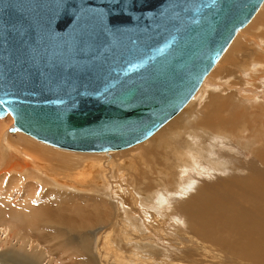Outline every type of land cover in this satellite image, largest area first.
Instances as JSON below:
<instances>
[{
  "label": "water",
  "instance_id": "obj_1",
  "mask_svg": "<svg viewBox=\"0 0 264 264\" xmlns=\"http://www.w3.org/2000/svg\"><path fill=\"white\" fill-rule=\"evenodd\" d=\"M263 3L0 0V119L73 151L143 142L195 97Z\"/></svg>",
  "mask_w": 264,
  "mask_h": 264
},
{
  "label": "bare ground",
  "instance_id": "obj_2",
  "mask_svg": "<svg viewBox=\"0 0 264 264\" xmlns=\"http://www.w3.org/2000/svg\"><path fill=\"white\" fill-rule=\"evenodd\" d=\"M251 22V24L249 23L250 25L248 24L249 26H246L247 28L244 27L238 32L237 36L230 44L226 52L214 66L215 68L212 69L213 71L210 72L207 80H214V82L219 78L221 80H225V76L229 82L233 80V78L231 80L230 77L238 72H233L232 70H230V72L226 70H228L232 59H235L234 57L236 55L238 56L240 53V50L243 46L242 42H245L244 39L248 35H251L255 39V49L257 48L264 51V44L261 43L264 42V34L260 35L255 33V29L258 26H264V3ZM258 29L260 30V28ZM248 41L250 43V39ZM256 62L260 63L258 64V70L254 68L250 62L248 65L243 64L242 66L246 68L243 74L247 75L246 77L248 78H243V76H238V74H236L238 77L235 76L236 78L234 81H232L231 87L233 85H238L239 83L237 81H240V83L250 87L251 91L260 90L262 88L261 81L264 80V74L261 72L260 75L259 71H264V57L263 60L259 59L256 60ZM238 66L239 65H237V67ZM203 84L204 82L195 94V97L191 99L187 105L178 114L171 118V120H169L164 126H166V128H172L175 127L174 125L189 120V118L196 113L200 104L203 102L207 96V93L209 92V98L207 99L208 103L204 109L206 114H201V116L204 117L198 118L194 124L193 131H195V136L193 139L187 138L188 142L185 140L186 142L183 145L188 146L193 144V151L196 152H198V149H201L195 162L196 165H199L201 169L206 170V173H203L206 175H210V173L219 169H223L222 171L228 174V167H226L227 165L225 166L222 160L227 161L230 157H232L230 153L231 145L233 146L236 144L245 148H250L254 157V161L247 169L245 168L242 170L245 171V173H229L227 178L226 176H221L220 174L219 176L213 175L207 180L204 178L200 182L195 181L196 183H192L191 180L192 185L190 184L186 188L183 184L180 186V184L177 185L176 181L171 180L167 185L166 191H163L164 189L162 190L161 188V191L165 193V196L161 195V191L153 193V189L157 188H151L150 186L145 187L147 191L150 192L149 196H140V193L137 192L142 190L143 185L139 184L133 179V173L138 172L135 173L137 176L144 177L146 173H142V165H139L142 162L146 164L145 169H149L154 163L160 164L161 155L155 152L157 148L155 143L157 140L156 138L159 135L164 134L166 129H163L164 131L162 130L157 137H153L150 140L148 139L160 131L164 126L157 130L148 139H146L148 140L147 143L139 148L136 147V149L127 151L129 152L128 154L122 150L129 149L140 143H144L146 140L131 147L116 150L122 152H119L120 154L115 153L116 155L113 158L117 159V157H120V160L122 158H128V161L125 164L123 161L118 163V161L115 160L117 163H114L113 165L110 163V165L112 166L114 173H116L115 175L127 183V186L120 190L132 195L131 201L136 205L143 206L147 209L149 207L148 203L152 202L155 199V196L160 195L161 198L169 197L166 208L168 211H170L172 216H169L168 218L188 226V231L183 232V234L181 233L182 237L187 234L185 238L187 239V242H189V245L184 246L183 250L188 249V253L190 254L199 252L201 256V259L198 261L197 258H192V255H190L189 260L191 261H189L188 264H264V128L262 132L259 131V129H256L254 126L257 125V123L253 121L254 118L257 119L259 117L257 122H261L264 125V116H258L254 114L253 116L251 115L253 117L251 121H246V118L242 117V113L247 111L246 108L244 109L238 104L237 107L239 109H236V106L232 105L233 101L231 100L234 99L233 97H230L231 100L222 98V101H219L221 97L216 98V96H213V93L217 92L216 90L218 88L212 93L211 91H208L209 87L207 84ZM209 89L211 90V88ZM247 92L252 93L250 91ZM258 100L260 101V99ZM241 103L243 102L241 101L240 104ZM260 108L264 111L263 104H261ZM170 121L171 123L167 125ZM9 125L10 121L0 119V224H2L5 229H9L14 240L17 239L19 242H23L24 244H28L29 242H37V240H33L32 237L34 236L32 232L30 233L32 234V236H30L31 241L28 239V232L31 231V226L29 225H32L33 223H36L35 226L41 229H45L43 226L52 227L53 225H59L65 231H71L78 234L82 233L85 237L89 238L90 236H93V231L90 229L104 225L113 219L114 215L112 211L114 208L111 207L105 198L115 194L118 195L119 193H114L113 185L107 183V174L104 172L105 166L102 164L103 160L101 161L100 158L96 157L95 155L93 158L91 155L92 159L87 161L88 163L86 166L81 168L77 167L75 169V162L70 160L65 162L59 161L67 158L70 155L67 153H56L55 151H49L48 148L44 147V151L39 152L40 150H37L39 145L37 144L42 143V141L40 142L38 139L37 141L36 138L26 133V135H23L24 132L20 131L22 134L19 133L20 135L17 137V140H14L13 136L6 134ZM247 126L252 128L251 135H248V133L247 135H244L245 127ZM260 126L259 128L261 129L262 127ZM190 132L191 131H189V133ZM44 143L45 142L42 144ZM255 146L257 147L254 148ZM196 147H198V149ZM216 148H219L222 151L219 152L216 150ZM113 151L114 150L107 152ZM187 151L189 152V150ZM76 152L94 153L93 151ZM43 153L50 159L44 157ZM216 153H219V158L215 156ZM50 155L54 156L55 158H51ZM73 158L74 156L71 155L69 159ZM52 159L55 160L54 162L58 163H55L58 165V170L56 173H58L59 176H62L61 178H58L64 180L65 184L61 186L55 184V190L43 192V194H41L43 196L45 194V197H41L40 189L38 188L41 187L40 184H45L47 182L45 176L49 177V179L51 178L49 176L51 172L49 175H47L46 170H49L51 167L53 168L54 164H52ZM111 162L113 163V161ZM121 164H125L126 170L128 169L133 172L130 177H128L129 173L122 171L123 167L121 169ZM34 172H37L38 177L34 178V181L32 180V182L28 181L26 183L23 180L24 176L27 175L32 177L33 174H35ZM94 174L99 178V183H96V185H91L92 182L89 183V181L94 179ZM170 174H177L180 176L182 173L180 171L173 170L170 172ZM52 178L57 179L56 176ZM87 183L91 185L88 187H92V189L89 188L88 190L93 193V197L89 196L81 198L82 194H80L77 195V198H75L76 194L73 193V191L78 192L79 190L87 189L86 185H89ZM178 186H180V188H178ZM130 187H132V189ZM179 189H182V191H179ZM179 195H181V197H179ZM62 196L68 197L65 198ZM138 196H140V198H138ZM160 197H158V199ZM171 197L174 198L172 199ZM13 199H15L14 202H18V204L21 203L23 207H18L19 210H17L14 208L10 209L3 205L4 202H11ZM165 199L166 198H164V201ZM56 206L58 208H56ZM124 211L128 216L132 214V210L128 208H125ZM131 220L135 221L134 219ZM22 222L23 224L24 222L30 223L29 225L26 223L30 227L27 228L29 231L25 230V225L22 226ZM129 227L132 226L129 225ZM32 228L34 229L35 227ZM36 231L39 234L41 233V230L39 229ZM37 235H35L36 239H38ZM116 237L113 239L116 240ZM53 239L54 238H52V240ZM106 240L108 241L109 238L107 237ZM117 240L120 245L117 243V241H115V243L113 241V244L110 242L111 244L109 246L111 253L116 252L117 249H123L127 251V254L128 251L130 253L133 252L128 250L124 243L120 241V239L117 238ZM83 241H85V239ZM39 243L40 242L37 244ZM87 247L86 241L83 242L73 251L75 252V256H88L89 247ZM145 247L148 248V244L144 246V248ZM35 250L37 249L35 248ZM47 250L50 251L51 249ZM32 252H28L30 255L26 257V259L25 256H22L21 254L18 255L22 260L25 261L20 262L23 264H41L43 259L46 258V255L44 256L43 251H35L34 254H32ZM116 254L118 253L116 252ZM121 254L126 253H120V255ZM1 259L3 261L2 263L4 264H19L13 261L6 254L2 255ZM87 260L89 261L91 258L89 257ZM52 262L53 261L51 260L50 263ZM55 262L57 261H54V263ZM78 263L84 264L85 261H78Z\"/></svg>",
  "mask_w": 264,
  "mask_h": 264
},
{
  "label": "rangeland",
  "instance_id": "obj_3",
  "mask_svg": "<svg viewBox=\"0 0 264 264\" xmlns=\"http://www.w3.org/2000/svg\"><path fill=\"white\" fill-rule=\"evenodd\" d=\"M258 28H260V30ZM255 33L260 34V35L264 34V26H258L255 29ZM253 35H254V33H253ZM247 39L248 40L250 39V43ZM244 40H245V42L244 41L242 42L243 46L240 50V53L238 54V56L236 55L234 57L235 59H232V61L230 62L231 66L229 65L228 70H226V71L232 70L233 72H238L236 74H238V76H240V75L243 76V78H245L247 75L243 74L246 68L243 67L242 65L243 64L248 65L250 62V64H252V66L258 70V64H260V63L256 62V60H259V59L263 60V57H264L263 56L264 51L257 49V48L255 49V47H254L255 46V41H254L255 39L251 35L250 36L248 35L247 37H245ZM251 42H252V45H251ZM261 43L264 44V42H261ZM238 61H239V63H238ZM237 65H239V66L237 67ZM232 66H234V67H232ZM239 67H241V68H239ZM240 70H243V71H240ZM259 72H260V75H261V72H262V74H264V71H262V70H260ZM236 74H234L233 76L230 77L231 80L233 78L232 81L235 80V78H236L235 76H237ZM207 78L204 81V84L206 83L207 86L209 88H211V90L208 88V91H211L212 93L218 88L216 90L218 93L214 92L213 96L214 97L216 96V98L221 97L219 101H222V98L226 99V100H228V99L231 100L230 97H233L234 99L232 98L233 100H231V101H233L232 105L236 106V109H239L237 107L238 104H239V106L243 107L244 109L246 108L247 111L246 112L244 111L242 113V117L246 118V121L247 120L251 121V119L253 118L252 116L254 114L258 115V116L259 115L264 116V111L260 108L261 104H263V107H264V80L261 81V84H262L261 87L262 88L260 90L251 91L250 87H248L247 85L245 86L244 84L240 83V81H237L239 83L238 85H236V86L233 85L234 87L233 86L231 87L232 81L229 82L227 80L226 76H225V80H221L219 78V79L215 80V82H214V80L213 81L207 80ZM230 78H229V80H230ZM246 78H248V77H246ZM225 89H227V90H225ZM220 91H221V93H220ZM247 91H250L252 93H248ZM247 96H249L251 98H249ZM206 97L203 100V102L200 104L196 113L193 116H191L189 118V120H186V121H183L182 123L174 125L175 127H172V128H166V126H164L160 131H158L155 135H153L151 138L148 139V140H150L153 137H157L163 129H166L164 134L159 135L156 138L159 141L156 140V143H155L157 145L155 152H157V154L161 155L160 164L154 163L149 169H145L146 164L144 162L139 164V165H142L141 166L142 173H146L144 175V177L143 176L142 177L137 176L135 173H138V172L133 173V172H131V170H128V169L126 170L125 164L127 163L128 158L127 159L122 158L120 160V157L119 158L117 157V159L113 158V157L116 155L115 153L120 154L119 152H122V151L126 152V154H128L129 152H127V151L132 150V149H136V147L137 148L141 147L142 145L147 143L148 140H146V142H144V143H140L138 145H135L129 149H125L122 151L100 152V153L99 152H94V153L76 152V151H70V150L57 148V147L48 145L46 143L42 144L43 142L38 143L37 145H39V146H38L37 150L38 151L40 150L39 152L44 151V149H43V147H44V148H48L49 151H55L56 153H67L68 155H70L67 158H65L63 160H59V161H63V162L68 161V160L73 161V162H75L74 163L75 169L77 167L81 168L83 166H86L88 163L87 161L92 159L91 158L92 156H93V158L95 156L99 157L101 161L103 160L102 161L103 166L107 167V168L104 167V172H105V174H107V177H106L107 183H109L110 185L111 184L113 185V189H114L113 192L114 193L115 192L119 193L118 195L115 194V195H112V196L105 198L109 202L111 207L114 208L112 211L114 217L108 223L101 225V226H98V227H94V229H90L93 231L92 232L93 236H90L89 238L85 237L82 233L78 234V233L71 232V231L70 232L65 231L59 225H53L52 227H45L42 224H40L45 228V229H41V228H38L37 226H35L36 223L35 224L33 223L31 225L29 222L28 223L26 222L28 225L30 224L29 225V226H31V228H30L25 222H24V224L22 222L21 224H23L22 226L25 225L24 228L26 231H29L27 228L31 229V231L28 232V239L31 241L30 236H32V234H30V233L32 232L33 236H34V237H32L33 240H35V241L37 240V242H29V243L27 242L28 244H24L23 242H19L17 239L14 240L12 234H10L9 229H5V227L2 224H0V263L4 264V263H2L3 261L1 259V256L6 254L13 261H15L19 264H23L21 262L24 260H22L18 255L21 254L22 256H25V259H26V257H28L30 255L28 252L31 253L32 251H33L32 254H34L35 251H43L44 256L46 255L45 259L47 261L45 259H43V262L41 264H80V263H78V261H85V263H90V264L91 263L92 264H188V262L191 261V260H189L190 255H192L191 256L192 258H197L199 261L201 259L199 252L190 254V253H188V249L183 250L184 246L189 245V242H187V239L185 238L187 234L184 237H182L183 232L188 231L187 230L188 226L183 225L181 223H178V222L172 220L171 218H168L169 216H172L170 211H168V209L166 208V204L168 203L169 197H164V198H166L165 201H167V202H165L164 198H161L160 195L155 196V199L152 202L148 203L149 207L147 209L143 206L136 205L135 203H133L131 201L132 195H129L125 192H122V190H120V189L124 188L125 186H127L126 185L127 183H125L121 178H118L115 175L116 173H114V170H113L111 165H113L114 163H117V161H118V163L121 161H123L125 163L124 165L121 164V169L123 167L122 171H126L127 173H129L128 177H130V175H132V173H133V175H134L133 179L136 180V182H138L139 184L143 185L142 190H140V192H137V193H140V196H142V197H148L150 194V192L147 191V189L145 188L146 186H150L151 188H157V189H153V191H152L153 193L157 192V191H161V188H162V190L164 189L163 191H166L167 185L171 180L176 181L177 185L180 184V186H181L183 184L184 187L186 188L190 184L192 185V183L200 182L204 178H206V180H207V179L211 178L213 175L219 176V174H220L221 176H226V178H227L229 173H232V174L238 173V172L245 173V171H242V170L245 168L247 169L251 165V163L254 161V157H253V154H252V151L250 148H245V147H242L241 145H236V144H235L236 146L231 145L230 153H231L232 157H230L227 161L222 160V162L225 164V166L227 165L226 167H228V169H227L228 174L226 172L222 171L223 169H219V170L213 171L212 173H210V175H206V174H203V173H206V170L201 169L200 166L196 165V162H195L196 158L199 156V152L201 149H198V147H196L198 149V152H196V151H193V148H194L193 144H191L192 147H191V145H188V146L183 145L186 141L188 142L187 138L193 139V137L195 136V131H193L194 124L196 123L198 118L204 117V116L202 117L201 114L202 115H203V113L206 114L204 109L208 103L207 99L209 98V92L207 93ZM258 99H260V101ZM241 101L243 103L240 104ZM242 104H244L246 106H244ZM2 120L10 121V125H9V128H7L6 134L13 136L14 137L13 139L17 140V137L22 133L20 131H18L16 133L10 132V129L14 128V124H15L14 119L11 116H8ZM258 120H259V117L257 119L254 118L253 121L257 123V125H254V126L256 127V129H259V131L262 132L264 125L261 122H257ZM170 123H171V121L167 125H169ZM258 125L262 128L260 129ZM188 129H190V130H188ZM189 131H191V132L189 133ZM251 132H252L251 127L250 128L248 126L245 127V134L244 135H247V133H248V135H251ZM23 135H26V134L24 133ZM220 144H221V142H220ZM257 146H255L254 148H256ZM188 148H190V149H188ZM187 150H189V152ZM216 150L219 152L222 151L219 148H216ZM71 155L74 156L73 159H69L71 157ZM215 156L219 158V153H216ZM44 157L50 159L49 157L45 156V154H44ZM50 157L55 158L52 155H50ZM115 160H117V161H115ZM52 161H53L52 164H54L53 168L50 166L51 168L49 170H46L48 173L45 171L47 175H49L51 172V174L49 175L51 178L49 179V177L45 176L47 179V182L45 184H40L41 187L38 188V189H40V194L41 193L43 194V192H46V191L55 190V184L60 185V186L65 184V181L60 179L62 176H59V174L56 173L58 170V165H56V164H58V163L54 162L55 160H53V159H52ZM56 161H58V160H56ZM111 161H113V163ZM110 163H111V165H110ZM59 165H61V164H59ZM173 170L180 171L182 173L181 174L182 176L181 175L179 176L177 174H175V175L170 174V172H172ZM69 172L72 173L71 171H69ZM73 172H76V171H73ZM34 173L35 174L32 173L33 174L32 177L25 175L23 180L26 183L28 181L29 182H32V180L34 181V178L38 177L37 172H34ZM61 173H62V171H61ZM55 176L57 177V179L52 178ZM58 177H60V178H58ZM93 177H94V179H92V181H89V183L92 182L91 185L92 184L96 185V183H99V178L96 175ZM53 180L55 182H57L58 184L55 183ZM191 180H192V183H191ZM62 181H64V182H62ZM89 183H87V184H89ZM91 185L90 184L86 185L87 189H85V190L82 189V190H79L78 192L73 191V193L76 194L75 198H77V195H80V194H82L81 198H85V197H89V196L93 197L92 196L93 193L88 190L89 188L92 189V187H88ZM180 186H178V188H180ZM53 187H54V189H53ZM130 188L132 189V187H130ZM111 191H112V189H111ZM179 191H182V189H179ZM133 193H134V190H133ZM42 194H41V197H45V194H44V196ZM86 194H88V195H86ZM161 195L165 196V193L161 191ZM140 196H138V198H140ZM62 197L66 198L68 196H62ZM158 197H160V198L158 199ZM179 197H181V195H179ZM171 198L173 199L174 197H171ZM14 200L15 199H13V201H11V202L10 201L4 202L3 205L5 207L10 208V209L14 208L17 210H19V208L23 207L21 203L18 204V202H14ZM63 200H61V201H63ZM156 201H158V202H156ZM54 204H55V201H54ZM158 206H160V207H158ZM56 208H58V207L56 206ZM125 208L132 210V214L130 216H128L127 213H125V211H124ZM163 217H165V218H163ZM131 219H134L135 221H133ZM129 225L132 227H129ZM32 227H35V228L33 229ZM38 229L41 230L40 234L36 231ZM118 229H120V230H118ZM33 230H34V232H33ZM179 230H180V232H179ZM48 231H50L52 233H50ZM120 231H121V233H120ZM47 233H48V235H47ZM117 234H118V236H117ZM35 235H37L38 239L35 238ZM49 236H51V237H49ZM107 237L109 238L108 241L106 240ZM115 237H116V240L113 239ZM52 238H54V239L52 240ZM117 238L120 239V241H122L124 243L125 247L128 250L133 251V252L130 253L128 251V254H127V251H125L123 249H117V250L115 249L118 254H116V252L111 253L109 245L111 243L113 244V241H114V243H115V241H117V243H119ZM84 239L86 241V247L87 246L89 247V248L87 247L89 249L88 250V256H86V257H81L80 255L75 256V252H73V251L75 250V248L79 247L83 242H85V241H83ZM38 242H40L39 243L40 246H39V244H37ZM30 243H32L33 245ZM128 243H130V244H128ZM147 244H148V248H146V247L144 248V246H146ZM119 245H120V243H119ZM35 248L37 250H35ZM32 249H34V250H32ZM47 249H51V250L49 251ZM47 252H48V254H47ZM120 253H126V254L120 255ZM130 254H131V256H130ZM119 255H120V257H119ZM135 255H137V256H135ZM134 256H135V258H134ZM66 257L67 258L69 257V258L67 259ZM89 257L91 258V260H89L91 262H89L87 260ZM58 258H59V260H58ZM128 258H130V259H128ZM50 259L53 261L52 263H50V261H51ZM71 260H73L75 263ZM54 261H57V262L54 263Z\"/></svg>",
  "mask_w": 264,
  "mask_h": 264
}]
</instances>
